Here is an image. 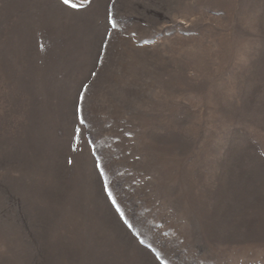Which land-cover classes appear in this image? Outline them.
Returning a JSON list of instances; mask_svg holds the SVG:
<instances>
[{
  "label": "rangeland",
  "instance_id": "rangeland-1",
  "mask_svg": "<svg viewBox=\"0 0 264 264\" xmlns=\"http://www.w3.org/2000/svg\"><path fill=\"white\" fill-rule=\"evenodd\" d=\"M0 264H264V0H0Z\"/></svg>",
  "mask_w": 264,
  "mask_h": 264
},
{
  "label": "snow or ice",
  "instance_id": "snow-or-ice-1",
  "mask_svg": "<svg viewBox=\"0 0 264 264\" xmlns=\"http://www.w3.org/2000/svg\"><path fill=\"white\" fill-rule=\"evenodd\" d=\"M63 2L64 3H67L68 2V0H63ZM82 123H83V121H81ZM101 175H103V173H101ZM109 198H111V194H109ZM113 203H115L114 201H113ZM118 210V209H117Z\"/></svg>",
  "mask_w": 264,
  "mask_h": 264
}]
</instances>
